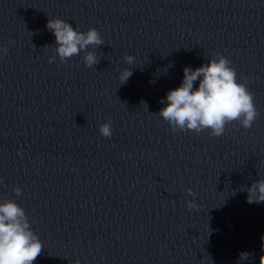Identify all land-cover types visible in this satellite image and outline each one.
<instances>
[{
    "label": "water",
    "instance_id": "1",
    "mask_svg": "<svg viewBox=\"0 0 264 264\" xmlns=\"http://www.w3.org/2000/svg\"><path fill=\"white\" fill-rule=\"evenodd\" d=\"M56 18L104 44L49 63ZM4 47L0 202L25 210L33 264H261L264 201L247 188L264 179V0H0ZM216 53L253 95L252 127L173 130L161 99Z\"/></svg>",
    "mask_w": 264,
    "mask_h": 264
},
{
    "label": "clouds",
    "instance_id": "2",
    "mask_svg": "<svg viewBox=\"0 0 264 264\" xmlns=\"http://www.w3.org/2000/svg\"><path fill=\"white\" fill-rule=\"evenodd\" d=\"M46 27L54 34L56 41L55 55L49 57V63L56 56L63 63L85 51L89 45L104 44L95 28L79 32L59 18L49 19ZM0 51L6 55L8 49L4 47ZM124 60L132 64L134 57L125 55ZM84 62L86 67L91 68L99 60L94 52L86 51ZM229 65L230 61L225 56L216 53L215 58L198 68L186 66L180 86L169 90L166 97L161 99V104L165 101L167 103L159 110L158 115L173 130L196 133L209 130V134L214 137L222 136L226 125L233 121H238L245 129L251 128L258 116L253 95L244 83L237 81L236 71ZM131 75L129 68L124 69L120 74L121 83L126 82ZM246 79L247 77H241V80ZM197 81L198 87H194ZM99 132L110 138L111 122L99 125ZM14 192L20 195L21 189L17 187ZM247 193L249 204L264 201V179L254 181L247 188ZM188 195L195 196V193L189 189ZM186 205L189 210L196 207L193 201H186ZM42 248L39 238L30 228L25 210L12 200L0 202V264H33ZM248 255L241 253L240 259L245 260ZM262 257L261 264H264Z\"/></svg>",
    "mask_w": 264,
    "mask_h": 264
}]
</instances>
